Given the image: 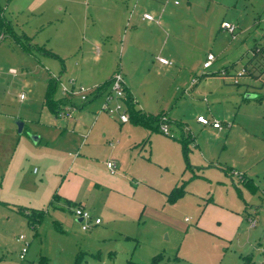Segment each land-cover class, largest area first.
Wrapping results in <instances>:
<instances>
[{
  "label": "rangeland",
  "instance_id": "obj_1",
  "mask_svg": "<svg viewBox=\"0 0 264 264\" xmlns=\"http://www.w3.org/2000/svg\"><path fill=\"white\" fill-rule=\"evenodd\" d=\"M71 1L0 0L7 23L0 28V264H126L128 259H139L141 264H261L264 53L259 50L264 46V0H183L173 5L167 12L173 15L166 24L169 28L160 31L157 47L165 55L171 53L174 65L170 67L152 62L150 54L141 60L137 54L136 61L131 58L125 44L135 27L128 25V16L121 25L107 21L121 7L126 13L127 4L133 9L137 0H73L78 3L70 6L75 9L70 8L73 19L63 11ZM224 21L235 24V37L222 28ZM26 46L35 48L29 51ZM209 52L216 60L205 69ZM122 61L136 63L130 71L137 83V106L160 116V121L166 115L164 124L171 133L148 130L129 115L130 135L138 144L128 148L127 143L117 145L116 139L106 144L118 150L124 158L123 170L136 180L141 177L158 189L184 190L171 202L169 194L141 187L138 194L149 206L130 238L120 233L124 222L117 217L103 216L107 231L83 230L71 211L81 204L79 200L70 205L61 202L64 207L54 213L46 184L56 180L52 174L44 180L40 151L46 140L32 139L43 135L55 119L45 103L50 77L60 78L55 100L68 97L72 109L83 103L80 96H68L63 85L99 86L108 81L111 68L121 71ZM10 69L17 73L11 74ZM223 69L231 75H222ZM104 101L102 95L85 110L104 111ZM200 115L227 121L232 128L219 131L205 126L198 121ZM18 122L24 124L22 132ZM190 133L194 140L186 153L181 138ZM206 155L213 160H205ZM235 171L244 178L233 175ZM86 200L99 198L85 191ZM215 203L244 218L235 238L224 239L197 224L205 213L204 221L230 228L229 220L217 218L219 211L211 207ZM20 208H44L46 214L34 229ZM250 219L256 222L254 227ZM22 233L28 243L26 260L20 258L23 245L15 241ZM159 254L163 258L155 262Z\"/></svg>",
  "mask_w": 264,
  "mask_h": 264
},
{
  "label": "crops",
  "instance_id": "obj_2",
  "mask_svg": "<svg viewBox=\"0 0 264 264\" xmlns=\"http://www.w3.org/2000/svg\"><path fill=\"white\" fill-rule=\"evenodd\" d=\"M182 1L183 0H181V3ZM184 1H186V3H191V0ZM141 3V0H137L134 3V8L131 10L129 8L130 4H127L128 9H126V13L125 9L121 7L120 10H116L114 14L107 16V21L110 25H121V22H125L128 16V25L132 24L135 30L129 32L125 50L127 53L131 52L130 56L133 60L135 59L136 61V54L140 60L142 56L150 54V60L152 62L158 61L159 65L163 67L173 66L174 63L171 53L169 56L165 55L162 53L164 49L158 50L157 47L160 31L164 30L167 32L166 30L169 26L166 24H168V20L173 17V15L171 16L172 13L167 14V12L168 10H172L174 7L173 5L176 4L173 0H150L149 3ZM181 3L178 5H181ZM77 4L78 3L72 0L63 10L66 15L70 16L72 19L75 17L73 13L75 9L70 6ZM169 6H171V9H169ZM70 8L73 9V12ZM59 9L62 10L61 7H59ZM129 10L130 14L128 12ZM145 14L153 15L154 20L144 18ZM98 48L101 52V47L97 46L96 49V53L99 56L100 52H97ZM154 52L157 53L154 54ZM98 56L96 60L100 59ZM158 57L167 58L172 63L163 64L159 61ZM150 60L148 61L149 64ZM135 61H131V64H126L122 61L120 69L125 74L127 89L131 92L137 103V83L135 74L132 75L130 71L134 64H136ZM113 72H115V69L111 68L107 77L108 81L110 77H112ZM222 75L229 76L231 75V71L223 69ZM101 84L102 83H100V85ZM93 97L94 99L77 106L76 109H70L68 105L70 101H68V104H65L66 114H61L63 110L59 114L53 113L55 119L51 121L44 134L38 137V141H33L39 143L43 138L46 140V144L43 146L44 148L40 151H43L41 157L45 166L43 173L44 180L49 178L51 174L53 175L51 177H54L56 180L46 184L49 196H53L50 203L54 213H57L59 208L64 207L61 205V202L70 205L71 202L76 203L75 200H79L81 203L79 205H83L86 209L92 211L96 217L102 219L100 224L94 225L90 229L96 227L98 231H107V225L104 224L103 216L108 217L109 220L117 217L124 222V224L121 225L120 233L127 234L130 238L131 232L139 225L149 206L147 199H145L142 194H138L140 191L139 189L145 187L148 191H157L158 193L168 195L178 186H174L172 189L171 186L158 189L142 182L141 180L143 179L141 177L140 180H136L135 176L130 174V171L123 170V156L117 149L109 148L106 144V140L111 141L112 139H116L117 145L127 143L128 148L135 147L136 144H138V140L130 135L132 128L128 126V122L122 123L117 117H111L104 111H95L93 109L86 111L85 106L89 102L102 97V95ZM136 107L139 108L137 104ZM70 113L71 117L67 115ZM165 117L167 118L166 115ZM220 121L223 124V128L221 129L215 128L212 124L209 125H212L213 128L219 131H222L225 127L229 129L232 128V124L231 126H227L229 122ZM107 160H114L117 163L116 173L112 174L109 171L106 165ZM205 160H213V158L206 155ZM215 165L220 168L224 166L220 161H217ZM226 173L228 174V172ZM140 182H142V184H140ZM85 191L93 193L99 200L93 202L88 200L83 201V192ZM209 207H207V209ZM211 207H215L219 211L217 218L223 219L224 221L229 220L228 225L230 228L224 230V227L221 228L209 221H204L205 213L198 218L197 224L219 234L224 239L235 238L238 235L240 226L244 223V218L239 212L231 208H223L219 206L218 203L211 204ZM134 261L141 264L139 259Z\"/></svg>",
  "mask_w": 264,
  "mask_h": 264
},
{
  "label": "built area",
  "instance_id": "obj_3",
  "mask_svg": "<svg viewBox=\"0 0 264 264\" xmlns=\"http://www.w3.org/2000/svg\"><path fill=\"white\" fill-rule=\"evenodd\" d=\"M173 2L178 5L181 3V0H173ZM144 18L148 20H154V16L151 14H145ZM222 28L231 33L234 37L236 26L235 24L224 21L222 23ZM97 52L99 53L100 50L98 48ZM159 61L163 64H171L172 62L164 57H158ZM216 60V56L214 53L209 52L206 58V61L204 62V68H210L213 64V62ZM246 70H243V73H245ZM10 73L15 75L17 73L16 69H10ZM197 79H193V84H195ZM100 89V85L90 88L83 85L75 86L69 88L65 85H63L64 92L70 96H80L82 103H86L90 100L92 96H96L98 94V91ZM127 84L124 78V75L120 71L114 72L111 79L109 80V84L106 86V89L102 92L101 95L105 96V101L103 102L102 109L106 111L111 117H117L120 122L126 123L130 120L129 117V109L127 105ZM20 98L22 100L25 99V94H21ZM73 105V104H72ZM77 106L73 105L72 109H76ZM66 110H63L61 114H66ZM69 117H71V113L67 114ZM167 118L163 117V121L160 125V130L165 134H170V128L168 124H164V121H166ZM198 121L209 125L212 124L215 128H223V124L218 119H209L203 115L198 116ZM227 126H231V123H227ZM106 165L109 169V171L114 174L117 171V163L114 160H107ZM233 175L241 177V174L237 171L233 172ZM72 212L74 216L81 220L80 223L82 224V228L84 230H88L92 228L94 225H98L102 222V219L100 217H96L92 211L86 209L83 205H75L72 208ZM251 226L254 227L256 225V222L253 219H250ZM15 241L17 243H20L23 245L20 253L21 260H26V255L28 252V243L26 242V236L24 233L16 236ZM264 264V261L261 263Z\"/></svg>",
  "mask_w": 264,
  "mask_h": 264
},
{
  "label": "trees",
  "instance_id": "obj_4",
  "mask_svg": "<svg viewBox=\"0 0 264 264\" xmlns=\"http://www.w3.org/2000/svg\"><path fill=\"white\" fill-rule=\"evenodd\" d=\"M2 12H3V9L0 7V28H2L4 25H7L4 18L2 17ZM26 48L29 49V51H31L35 47L26 46ZM259 52L264 53V46L260 49ZM49 54L55 55L52 52H49ZM63 65H64V62H63ZM203 75L206 76L205 74H203ZM59 80H60V78H55V77H50V79L48 80V90H47V96H46V102H45L46 105L55 114H59L63 110L61 108V105L63 104L64 101H65V103L70 101L68 97L65 98L64 100H55L54 92H55V88H56ZM108 84H109V81L100 85V89H99L96 97H99L102 94V92L106 89V86ZM127 91H128L127 92V105H128L130 117L132 118V120L136 124L142 125L151 131H153V130L154 131H161L160 125H161L162 121H160V120L162 118H160V116L158 117V116H154L151 114H147V113L143 112L142 109L137 108L133 95L131 94V92L128 89H127ZM193 140H194V137L192 136L191 133L190 134H184L183 137L181 138V142L183 144V147H184V150L186 153L189 149V143ZM241 178H244V177L241 175ZM183 194H184V190L181 189V187H175L169 193V200L171 202H174L177 199H179ZM19 211L22 212L28 218L29 225L34 229H36L38 227V225L40 224V222L42 221V219L44 218V216L46 214V210L44 208L32 209V210L20 208ZM162 258H163V255L159 254L154 258V261L158 262ZM127 264H139V263L134 261L133 259H130V260H128Z\"/></svg>",
  "mask_w": 264,
  "mask_h": 264
},
{
  "label": "water",
  "instance_id": "obj_5",
  "mask_svg": "<svg viewBox=\"0 0 264 264\" xmlns=\"http://www.w3.org/2000/svg\"><path fill=\"white\" fill-rule=\"evenodd\" d=\"M252 97H254V96L253 95H249L247 98H252ZM18 123H19V132H22L23 128H24V124L22 122H18ZM32 138H33V140L35 142H37L38 139H39L37 136H32ZM78 221L80 222L81 220H78Z\"/></svg>",
  "mask_w": 264,
  "mask_h": 264
}]
</instances>
